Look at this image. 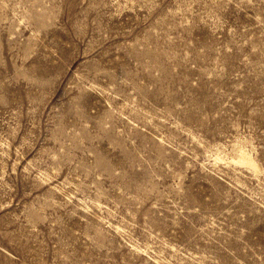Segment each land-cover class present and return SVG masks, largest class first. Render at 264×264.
<instances>
[{
	"label": "rangeland",
	"instance_id": "374dc122",
	"mask_svg": "<svg viewBox=\"0 0 264 264\" xmlns=\"http://www.w3.org/2000/svg\"><path fill=\"white\" fill-rule=\"evenodd\" d=\"M0 264H264V0H0Z\"/></svg>",
	"mask_w": 264,
	"mask_h": 264
},
{
	"label": "bare ground",
	"instance_id": "6f19581e",
	"mask_svg": "<svg viewBox=\"0 0 264 264\" xmlns=\"http://www.w3.org/2000/svg\"><path fill=\"white\" fill-rule=\"evenodd\" d=\"M239 162L242 164H246L255 170H257L258 168L256 162L249 156L248 153L243 150L240 152Z\"/></svg>",
	"mask_w": 264,
	"mask_h": 264
}]
</instances>
